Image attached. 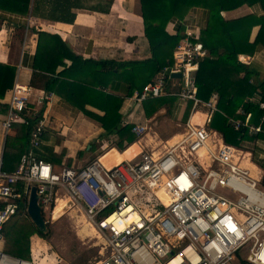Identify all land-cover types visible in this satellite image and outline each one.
<instances>
[{
  "label": "built area",
  "instance_id": "2783aa9c",
  "mask_svg": "<svg viewBox=\"0 0 264 264\" xmlns=\"http://www.w3.org/2000/svg\"><path fill=\"white\" fill-rule=\"evenodd\" d=\"M206 54L198 27L189 25L172 62L139 93L123 100L125 113L132 104L165 95L176 97L183 107L191 102L192 110L175 134V143L164 145L161 154L142 151L111 168L103 167L98 158L80 168L39 159L36 151L47 131V119L44 113L39 118V112L48 97L39 95L40 107L35 109L30 101L32 88L14 83L5 102L4 134L16 124L29 126L35 121L29 147L16 169L2 170L0 161V244L6 222L26 207L35 187L43 216L52 213L62 191L104 235L106 255L95 264H264V190L257 187H264V169L257 168L258 179L250 177L234 159L242 151L225 144L208 127L217 97L205 103L199 100L194 77ZM176 74L180 78L172 77ZM195 113L203 117L202 124L191 123ZM129 116L125 115L123 125L131 124ZM230 124L234 129L244 126L249 135L264 134L260 125L249 123V116ZM145 129L133 125L131 132L140 138ZM255 144L264 160V140ZM220 189L226 193H216ZM159 190L168 197V205L158 199ZM0 264L34 263L0 248Z\"/></svg>",
  "mask_w": 264,
  "mask_h": 264
},
{
  "label": "trees",
  "instance_id": "16d2710c",
  "mask_svg": "<svg viewBox=\"0 0 264 264\" xmlns=\"http://www.w3.org/2000/svg\"><path fill=\"white\" fill-rule=\"evenodd\" d=\"M112 3L113 0H106V4L99 0L92 4L90 0H0V10L72 24L76 16L73 9L108 13ZM139 3L143 35L148 44L147 59H84L73 53L59 35L36 32L38 40L32 70L35 72L34 77L43 78L39 74L45 76L46 81L41 85L43 92L57 94L74 110L97 122L103 131L101 137H114L112 147L122 152L139 139L131 132L133 124L122 123L120 109L123 100L139 93L164 66L172 62L174 49L183 37V20L188 18L192 10L202 9L207 12V19L200 31L199 41L207 54L199 62L194 75L196 96L204 103L217 97V110L208 127L225 144L236 149H240L243 143H254L252 155L256 160L261 149L255 141L264 140V134L249 135L242 125L234 129L230 120L244 122L249 116V123L264 129V80L257 79L263 70L252 63L243 64L238 60L239 55L252 56L264 46V15L251 13L227 19L224 14L244 5L255 4L264 12V0H139ZM170 21L177 24L175 35L166 31ZM255 27L259 29L251 42ZM59 67L61 70L57 71ZM14 78L15 68L0 64V99L13 86ZM31 85L34 86V81ZM108 88L110 93L103 91ZM178 103L176 97L165 95L145 100L140 105L145 118L164 114L172 122L178 121L183 128L192 110V103L186 104L181 117L177 119L175 112ZM87 106L100 111L102 115L88 110ZM44 107L40 109L39 118ZM6 108L5 105V111ZM32 123L29 126L16 124L18 129L15 136H6L2 170L12 172L16 169L20 156L29 147ZM48 137L45 132L43 143L36 151L37 157L57 165L64 157V150L57 153L53 146L46 145L44 142ZM259 163L264 168V160ZM33 235L47 240L49 234L34 227L24 206L4 226V253L29 261L30 238Z\"/></svg>",
  "mask_w": 264,
  "mask_h": 264
},
{
  "label": "crops",
  "instance_id": "0c3cea01",
  "mask_svg": "<svg viewBox=\"0 0 264 264\" xmlns=\"http://www.w3.org/2000/svg\"><path fill=\"white\" fill-rule=\"evenodd\" d=\"M99 1L102 4H106V0ZM96 2H98V0H90L91 4ZM72 12L76 15L75 20L72 24H66L60 22L45 21L40 18L33 17L31 15L23 16L11 13L6 10H0V64L15 68V78L13 84L19 83L22 85L30 86L32 88V94L30 98V101L32 103L31 107L35 109L40 107L36 102L37 97L39 95L44 94L48 97V99L43 102V105L45 106L43 113L47 119L46 132L49 135L48 139L44 143L48 146H53L54 151L57 153H59L58 148H61L62 150L64 148L68 149L65 157L69 156V159H72L73 156L76 155V152L82 149L84 144H86V146L89 145V147H91L92 142L94 140V135L97 134V137H101L103 131L97 122L96 124L93 123V120L84 116L79 111L74 110L71 106L65 103L62 98L59 97L57 94H47L43 92V90L41 89V85L46 81L45 76L39 74L43 78H39L37 76L34 77L33 75L35 72L32 70L38 40L36 32L42 31L51 35H59L62 40L69 46L73 53L84 59H114L116 61L130 59L143 60L147 59L149 55L148 44L143 35L139 0H113L112 6L108 13L79 9H73ZM251 13L258 14L259 16L264 15V12L261 11L258 4L252 6L244 5L239 9L226 12L224 15L227 19H234ZM206 19V11L202 9H194L191 11L188 18L183 21L184 23L189 22L198 27L200 34V31L206 24ZM176 27L177 24L175 23V21H170L167 24L166 31L170 35H175ZM258 29V27H255L252 30V34L250 37L251 42L255 39ZM240 56L241 55L238 56V60ZM242 56L246 57L247 60H239L241 63H252L256 67L261 68L263 70V72H261L257 77L259 81H263L264 46L257 49V51L252 56ZM66 64L69 65L70 63ZM60 70L61 68L59 67L57 71ZM33 81L34 86L31 85ZM10 89L7 90L5 92L4 97L0 99L1 165L3 161L6 136H15V133L18 129V125H15L7 134H4L2 130V121L6 113L5 102L8 99L7 95ZM103 91H109V93L111 92L110 89H105ZM49 95H51V97H49ZM122 107L123 103L120 109V113L122 114V120L126 118L125 115H130L127 118L129 120V123L133 125L145 126L146 129L144 134L141 136L143 137V139L141 138L143 142H141V147H138V150L135 151L132 150V148L140 140H137L135 143H132L127 147L129 149L127 150V152H130L128 153V155H126L124 152L127 148L120 152L114 147H112L107 148L101 155L96 157L98 159H102L103 156H108L109 154L114 153L116 155L117 160L115 162H112L111 165H109L111 167L112 165L114 166L120 163L124 159L135 158L142 151H144L142 149L143 147L147 146L148 141L161 140L163 141V143L165 142L163 139H160L156 133L153 132L151 126L149 128L148 122H150L152 118H145L140 104H132L129 109H126V113L122 111ZM87 109L98 115H102L100 111L93 109L89 106H87ZM183 110L184 107L178 103V108L175 112L177 119L181 117ZM196 114L197 113H195L193 117ZM76 121H82L88 126L84 130V132H79L78 130H75L73 125L76 124ZM194 122L191 121L192 124H202L203 117L201 115L198 116L197 120ZM153 134L155 136H152ZM146 136L148 137L147 139ZM57 137L59 138L58 141ZM176 138L177 137L175 135L171 136L166 140V143H164V145H173V143H175L176 141ZM96 142L100 141L96 140ZM261 153L262 152H260L258 155L260 156ZM249 155V160L250 158L253 159L252 161L255 162L256 166L253 164H249L248 166L250 168L253 166V170L256 171L258 168L257 165H259L260 160L263 159L258 156L257 158H255L256 160H254L253 155ZM105 160L103 161L104 165ZM162 194L163 192H161V195ZM34 237L37 236L33 235L30 238V260L33 259L31 253V243L32 240H34ZM0 248L2 250L4 249V243L0 244Z\"/></svg>",
  "mask_w": 264,
  "mask_h": 264
},
{
  "label": "rangeland",
  "instance_id": "374dc122",
  "mask_svg": "<svg viewBox=\"0 0 264 264\" xmlns=\"http://www.w3.org/2000/svg\"><path fill=\"white\" fill-rule=\"evenodd\" d=\"M189 25H191V23H185L184 27L186 28ZM175 89L176 88L174 87L173 91H175ZM93 123L96 124L95 121H93ZM148 126L149 128L151 126L153 132L163 140L169 136L179 133L182 130V126L178 121L172 122L170 119L165 117L164 114L155 115V117L148 122ZM73 127L76 131L78 130L79 132H84L88 126L82 121H76V124H74ZM152 136L155 135L153 134ZM141 138L143 139V137H140L138 141L140 140V142H143ZM147 138L148 137L146 136V139ZM93 139L91 147L84 144L82 149L76 152V155L73 156L72 159H69V156L65 157L68 149L64 148V157L61 161L69 167H83L90 161L95 160L96 157L101 155L107 148H112L115 142L114 137L102 138L100 136L97 137V134L94 135ZM96 140H99L100 142H96ZM253 145L254 143H243L239 149L242 152L238 153L237 155L239 157H234V159H239L237 160L238 164L249 172L250 177L258 179L259 173L255 170H251L248 166L249 164L256 166L255 162L252 161L253 159L250 158L249 160V154H253ZM58 149V152L60 153L62 149ZM127 150L129 149L127 148L124 151L126 155L130 153L129 151L127 152ZM142 150L147 153L161 154L164 151V143L161 140H151L148 141L147 146L143 147ZM244 157L245 160H243ZM106 159L105 165L107 166L117 160L114 153L109 154ZM57 165L60 166L59 164ZM257 167L260 168V170L263 169L262 166L257 165ZM257 187L264 190V187H261L259 184H257ZM216 193L222 194L226 193V191L220 189L217 190ZM57 197L58 198L52 213L49 214L47 212L44 215V220L49 234L47 240H43L38 237H34V240H32V262L35 264H42L41 261L43 264H95L104 257L103 255H106L103 250L104 235L97 229V234H94L88 229L83 231V226L89 221L87 219L85 221L82 215L84 214V211H82L83 209H81V206L75 201L70 200L69 197L62 191L58 192ZM89 224L93 225L92 223Z\"/></svg>",
  "mask_w": 264,
  "mask_h": 264
},
{
  "label": "water",
  "instance_id": "95a60500",
  "mask_svg": "<svg viewBox=\"0 0 264 264\" xmlns=\"http://www.w3.org/2000/svg\"><path fill=\"white\" fill-rule=\"evenodd\" d=\"M239 60L246 61L247 58L242 55L239 57ZM174 78H180L179 74L173 75ZM38 196L36 194L35 187H31L27 205H26V214L30 219L31 223L42 233L47 232L46 222L44 216L41 212V208L37 203Z\"/></svg>",
  "mask_w": 264,
  "mask_h": 264
},
{
  "label": "bare ground",
  "instance_id": "6f19581e",
  "mask_svg": "<svg viewBox=\"0 0 264 264\" xmlns=\"http://www.w3.org/2000/svg\"><path fill=\"white\" fill-rule=\"evenodd\" d=\"M198 116H200V114H196L193 118H192V122H194V121H196L197 120V117ZM195 123V122H194ZM197 123V122H196ZM138 147H141V142L139 141L135 146H133V148H132V150H138ZM168 147V146H167ZM245 154V153H244ZM201 155H203V153H200V156ZM107 158V156L105 155V156H103L102 157V159H98V161H99V163L103 166V167H105V168H111V166H109V167H107V166H105L104 164H103V161L105 160ZM132 159H124L123 161H121L120 163H122V162H124V161H131ZM237 160H239V159H237ZM236 159H235V161H237ZM243 160H245V157H244V159ZM120 163H118V164H120ZM118 164H116V165H118ZM116 165H114V166H116ZM248 165V164H247ZM113 165H112V167H114ZM253 167V166H252ZM251 167V170H253L254 168H252ZM164 188V187H163ZM161 192H163V190H159V191H157L156 192V195H157V197H158V199L159 200H161V202H163L165 205H168V203H169V200H168V197H166V195H165V193L163 192V194L161 195ZM61 195V194H60ZM83 215V214H82ZM83 217H84V219H85V221H86V218H85V216L83 215ZM84 219H83V221H84ZM85 221H84V223H85ZM87 223V224H86ZM85 223V225L83 226L84 227V229H83V231H85L86 229H88V230H91L94 234L96 233H98L97 232V230H96V228L93 226V225H90L89 224V222H86ZM82 229V228H81ZM89 232V231H88ZM100 235V234H99ZM34 263V262H33ZM41 263L43 264V262L41 261ZM35 264V263H34Z\"/></svg>",
  "mask_w": 264,
  "mask_h": 264
}]
</instances>
